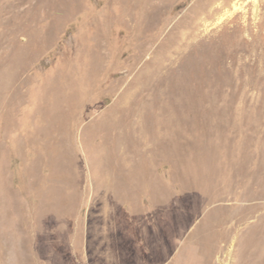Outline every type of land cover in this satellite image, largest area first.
I'll use <instances>...</instances> for the list:
<instances>
[{"label": "rangeland", "instance_id": "obj_1", "mask_svg": "<svg viewBox=\"0 0 264 264\" xmlns=\"http://www.w3.org/2000/svg\"><path fill=\"white\" fill-rule=\"evenodd\" d=\"M248 241L264 0H0V264H244Z\"/></svg>", "mask_w": 264, "mask_h": 264}, {"label": "bare ground", "instance_id": "obj_2", "mask_svg": "<svg viewBox=\"0 0 264 264\" xmlns=\"http://www.w3.org/2000/svg\"><path fill=\"white\" fill-rule=\"evenodd\" d=\"M114 141V140H113ZM112 141V147H114L115 148V145L113 144L114 142ZM106 158V157H105ZM110 161V160H109ZM262 231V233H263V230H261ZM136 233L138 234V231H134V236H133V243H135L136 242V240L135 239H138V237L136 238V236H138V235H136ZM249 242V241H248ZM246 243V247H244V249H243V252H244V254L243 255H245V263L244 264H264V245H261V244H258V243ZM252 242V241H251ZM263 242V241H262ZM133 243H132V245H133ZM131 245V244H130ZM129 245V246H130ZM131 245V246H132ZM135 245V244H134ZM124 247H126V246H124ZM123 247V248H124ZM127 248V247H126ZM132 248V247H131ZM137 248V247H136ZM133 250V249H132ZM134 250H135V248H134ZM133 250V252H135ZM117 251V250H116ZM127 253H128V251H126ZM137 252H140V251H137ZM132 253V252H131ZM111 254V253H110ZM117 254V253H116ZM118 255V254H117ZM116 255V256H117ZM120 255V254H119ZM134 255V253L132 254V256ZM141 255V254H140ZM132 256H129V258L130 257H132ZM110 257H111V255H110ZM143 257H144V255H143ZM128 258V257H127ZM128 258V259H129ZM146 258V257H145ZM145 258H143V261H145L144 259ZM118 259V258H117ZM147 259V258H146ZM137 260H139V259H137ZM130 261V260H129ZM118 262V261H117ZM156 262V261H155ZM243 262V261H242ZM133 263V262H132ZM136 263V262H135ZM145 263V262H144ZM130 264V263H129ZM134 264V263H133ZM147 264H148V262H147ZM155 264V263H154ZM158 264V263H157Z\"/></svg>", "mask_w": 264, "mask_h": 264}]
</instances>
